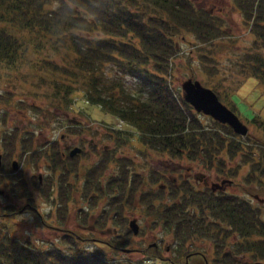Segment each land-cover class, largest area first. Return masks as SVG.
<instances>
[{
  "label": "rangeland",
  "instance_id": "1",
  "mask_svg": "<svg viewBox=\"0 0 264 264\" xmlns=\"http://www.w3.org/2000/svg\"><path fill=\"white\" fill-rule=\"evenodd\" d=\"M187 1L194 12L200 10L201 13L213 15L214 22L209 24L219 25L220 30L217 36L206 41L200 40L194 29L187 26L189 32H174L171 38L178 51L171 62L170 81L180 93L179 84L182 80H198L203 86L212 89L219 101L233 110L247 127L246 139L240 136V140L247 147L232 159L225 151H221L216 158L215 163H223L222 172H217L214 167L209 171L201 167L190 168V163L185 159H169L171 157L166 154L141 145L137 141V132H132V128H125L124 125L119 126L120 129L115 128L114 125L119 124L115 116L83 99L82 92L78 89L79 78L72 81L75 90L69 96L66 113L63 110L54 111L57 104H66L52 89L51 83L57 74L51 70L50 61L44 64L37 60L41 55H47L48 59L54 56L52 41L57 34H54L53 38L49 32L47 36L37 33L35 29L21 28L12 12L0 7V32H5L14 39L15 47L20 46L11 58L0 56V153L18 163L16 173L10 171L5 174L4 169L3 172L0 171L4 175L0 174V189L17 178L26 181L31 198L22 197L20 203L12 202L15 204L13 210L25 203L37 209L35 215L33 210L23 205L21 213L3 214V207L11 203L9 200L13 197L12 189L5 186V194L0 195L2 232L7 230L9 235L17 236L20 240L27 238L38 249H48L52 246L51 240L56 242L62 237L65 238L64 234L67 232L75 238L74 246L68 248V244H63L62 240L57 242L66 248L63 250L65 256L75 250L78 253L81 250L99 251L103 254V264H182L187 254L175 257V247L170 237L159 238L160 235L156 234L158 226L150 229L152 218L146 215L145 211L150 203L143 205L139 204L138 200H141L140 193L148 200L150 193L156 195L160 187L159 195L163 197L162 201L169 205L172 200L165 197L169 181L178 186L184 179L195 187L193 176L198 174H203V179L209 182L214 180V175H224V178L230 179L231 183L225 191L238 199L242 198L252 206L258 205L259 211L255 214L264 221V202L257 204L258 202L251 198L252 194L264 198V180L259 185V176L253 172L256 180L250 181L253 170L249 162H244L246 157H256L259 149L264 150V83L252 77L246 78L238 64L243 58V53L250 51L254 40L250 33V23H245L246 16L237 7L241 3L240 0ZM139 5L143 11L145 8L150 12L154 11L147 3ZM156 11L164 15L162 10ZM194 14L190 11L188 16L192 17ZM202 15L204 17V14ZM174 24L178 29L182 26ZM212 33L210 30V34ZM37 44L41 46L38 50ZM201 54L211 61L203 62ZM51 60L60 64L57 59ZM129 81L131 83V80ZM199 118L204 125H212L210 117L199 114ZM112 129H126L125 131L132 135L126 142L124 135H118L121 140L118 142L111 132ZM50 141H56L57 147L63 151L68 146L60 160L55 156V149L50 148ZM73 146H78L81 150L79 154L69 158L67 151ZM249 151L252 153H247ZM40 152L42 153L39 156ZM51 153L53 156L46 159ZM255 162L259 165L263 163L261 160ZM54 163L59 164L65 178L62 186L58 173L54 176L50 173ZM93 166H96V169ZM121 168L126 171L127 182L137 175L143 180L129 206L124 204V194L120 198L117 196L118 192L112 191V181L118 177ZM156 175L159 177L156 178ZM47 176H51L48 177L51 181L48 187ZM38 177L39 181H42L41 187L35 190L34 183ZM86 181H92L93 188H97L93 189L97 191L95 196L90 194L92 197L89 198L90 204L93 203L94 206L88 204L89 195H85L83 191L90 189L91 183ZM60 186L64 190H61ZM99 189H102L101 196ZM42 191L48 200L43 198ZM156 202L155 204H158ZM121 205L125 207H122L123 210L117 216L115 212L119 211ZM107 210L108 219L104 223H97V216H100L102 211L107 213ZM38 216L41 218H37ZM133 217L139 226L136 235H132L127 228L128 220ZM55 226L62 230H56ZM222 237L223 240L218 242L219 244L199 242L202 245H199L201 248L197 247V250L204 253L203 256L193 254L186 259V264H252L256 260L264 262L251 259L247 252H233L232 262L227 257L222 258V255L228 252L229 243L242 240L237 234L228 231L221 232L220 238ZM122 248L127 252L120 251ZM218 249L220 252L216 254Z\"/></svg>",
  "mask_w": 264,
  "mask_h": 264
},
{
  "label": "trees",
  "instance_id": "2",
  "mask_svg": "<svg viewBox=\"0 0 264 264\" xmlns=\"http://www.w3.org/2000/svg\"><path fill=\"white\" fill-rule=\"evenodd\" d=\"M240 2L237 7L244 12L245 23H250L254 40L250 51L243 53L238 64L246 78L252 77L264 83V0ZM146 3L153 8V12L146 8L141 10L139 4ZM188 4L187 0H0V7L12 12L19 27L35 29L44 35L49 32L53 38L57 34L52 41L54 56L48 59L47 55H41L37 60L44 64L50 61L51 70L57 74L52 80V89L66 104H57L54 111L63 110L66 113L69 96L75 90L72 81L79 78L78 89L83 99L133 128L141 145L162 152L171 157L169 159H185L190 168L201 167L209 171L214 167L217 172H222L223 163H215L219 153L225 151L232 159L247 147L246 144L224 125L214 121L210 126L204 125L199 114L181 99L179 89L170 81L171 62L178 51L171 38L174 32H189L190 29L186 28L190 27L200 40L206 41L217 36L220 30L219 25L209 24L214 22L213 15L200 10L194 12ZM157 9L162 10L164 15L159 14ZM190 11L196 15L189 17ZM174 23L185 26L178 29ZM15 43L5 32H0V56L11 58L20 48L15 47ZM36 48L38 50L41 46L37 44ZM200 56L205 63L211 61L204 54ZM51 58L57 59L60 64ZM69 79L71 83L66 81ZM111 132L118 142L121 141L118 135H124L125 142L132 135L119 129H112ZM255 160L263 163L259 165ZM244 162H249L253 170L249 180H256L253 173L256 172L260 185L264 180V150L259 149L256 157H246ZM54 167L59 168L57 163ZM126 178V171L121 168L118 177L112 181V191L118 192L120 198L124 194V204L129 206L143 180L138 175L133 176L130 182ZM86 182L91 183L90 189L83 190L85 195H89V200L91 195L95 196L97 191L93 189L97 188H93L92 181ZM23 187H19L21 195ZM167 189L165 197L172 200L169 205L162 201L160 187L158 194L150 193L148 200L140 193L141 200L138 201L143 205L150 203L145 210L146 215L152 218L150 229L158 226L156 234L160 235L159 238L170 237L175 257L184 254L203 256L204 253L197 250L202 245L200 243L219 244L223 240L220 233L228 231L237 234L243 241L229 243L228 252L222 258L227 257L232 262L233 252H247L251 259L264 261V221L255 214L259 211L256 206L231 193L198 190L184 179L178 186L169 181ZM98 193L101 196L102 189ZM42 196L48 200L43 191ZM26 198L29 199V195ZM90 202L88 204L92 206ZM123 206L115 212L117 216ZM107 214L108 210L107 213L102 211L96 222L104 223L108 219ZM65 236L56 242L51 240L52 246L48 249H38L27 238L20 240L9 235L7 230L2 232L0 226V264L104 263L103 254L99 251L81 250L78 253L75 250L65 256L63 250L66 248L57 242L62 240L70 248L74 246L75 239L72 235ZM219 252L220 249L215 253Z\"/></svg>",
  "mask_w": 264,
  "mask_h": 264
},
{
  "label": "water",
  "instance_id": "3",
  "mask_svg": "<svg viewBox=\"0 0 264 264\" xmlns=\"http://www.w3.org/2000/svg\"><path fill=\"white\" fill-rule=\"evenodd\" d=\"M179 88L181 99L187 103L194 112L206 115L217 123L228 126L234 134L239 136L247 134V127L238 119L234 112L218 100L216 94L210 88L203 86L198 80L191 78L182 80L179 84ZM79 150V148L73 147L68 155L71 157L78 153ZM220 184H223V186L217 188L223 189L224 185L230 184V181L224 179ZM253 198L258 202L264 201V198H258L256 195H254ZM127 226L133 235L137 234L138 225L134 218L128 221ZM253 264L264 263L254 262Z\"/></svg>",
  "mask_w": 264,
  "mask_h": 264
},
{
  "label": "flooded vegetation",
  "instance_id": "4",
  "mask_svg": "<svg viewBox=\"0 0 264 264\" xmlns=\"http://www.w3.org/2000/svg\"><path fill=\"white\" fill-rule=\"evenodd\" d=\"M62 137V135L60 136V138ZM59 138V139H60ZM58 139V140H59ZM51 145H49L50 146V148L51 149H55V156L57 157V160H60L62 157L61 156H64L65 155V149H67L68 148V146H66L65 148H64V151L63 150H60L58 147H57V142L56 141H50L49 142ZM41 153L42 152H40V154H39V156L41 155ZM51 156H53V154L51 153L49 156H47V157H45L46 159L47 158H50ZM39 158V157H38ZM58 166H59V164H57ZM47 166H48V164H47ZM93 168L94 169H96V166H93ZM2 169H4L5 170V174H6V172L8 173V172H13V173H16V171H17V169H18V163H17V161L15 160V159H11L10 157L9 158H6V157H4L1 153H0V171H2ZM3 172V171H2ZM50 173L51 174H53V176L56 174V173H58V177L60 178L59 180H60V183H61V186H62V182L65 180V178H64V176L62 175V172H61V170H60V168H57V167H52L51 168V170H50ZM0 174L2 175V176H4L3 175V173H1L0 172ZM98 175V173H96V176ZM215 176V178H214V180H212V181H207V180H205V179H203V174H198V175H195V176H193V180H194V186H195V188H197L198 190H204V191H209V192H212V193H216V192H224V193H227L226 191H225V189H226V187L227 186H229V185H224V188L223 189H219V188H217V187H219V186H223V184H220V182L222 181V180H224V179H227V178H224V175H214ZM19 177V176H18ZM48 177H51V176H47V187L49 186V184L51 183V181H49V178ZM14 178H17V176H14ZM20 178V177H19ZM38 179H39V177H38ZM42 182V181H41ZM40 181H39V183H38V180L36 181V183H34V188H35V190H36V188H37V186H39V187H41L40 186V183H41ZM21 185H23V186H25V187H23V186H21ZM27 182L26 181H23V180H21V179H14L13 180V182H10V183H7L5 186L6 187H9V189L12 191V194H13V197H11V200H9V202H11V203H7L4 207H3V209H4V211L2 212L3 214H12V215H14V213H15V215L16 214H18V213H21V211L23 210V205H26L27 206V208H30L31 210H33V212L35 213V215H37V209H36V207H34V206H32V205H30L29 203H25V204H22L19 208L18 207H16L17 209L14 211L13 210V208L15 207V204H13L12 202H19L20 203V201H21V198L22 197H24L25 199H27L26 198V195H29V198H31L30 197V195H31V192H30V190L27 188ZM5 186H3V188L2 189H0V195H3V194H5ZM60 186V189L62 188ZM21 187H23L24 189H23V195H21V193H20V188ZM33 187V186H32ZM40 191V190H39ZM30 193V194H29ZM38 194H39V192H38ZM255 194H252L251 195V198L252 199H254L253 198V196H254ZM81 198H83V192H81ZM242 199V198H241ZM257 202V201H256ZM257 204H259V203H257ZM64 205L66 206V202L64 203ZM13 206V207H12ZM258 209H259V206L258 205H255ZM37 218H40V216H38ZM54 228H56V230H62L60 227H57V226H55ZM67 234V232L64 234V236ZM57 235V234H56ZM55 235V236H56ZM68 235H71L70 233H68Z\"/></svg>",
  "mask_w": 264,
  "mask_h": 264
}]
</instances>
